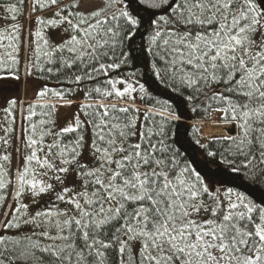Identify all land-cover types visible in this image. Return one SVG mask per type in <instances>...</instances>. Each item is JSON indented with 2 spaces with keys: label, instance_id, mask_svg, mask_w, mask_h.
I'll return each instance as SVG.
<instances>
[{
  "label": "snow or ice",
  "instance_id": "snow-or-ice-1",
  "mask_svg": "<svg viewBox=\"0 0 264 264\" xmlns=\"http://www.w3.org/2000/svg\"><path fill=\"white\" fill-rule=\"evenodd\" d=\"M25 3H0L13 21L0 29V79H20ZM45 11L26 74L83 83L96 102L77 103L63 127L56 104L20 113L15 184L6 147L0 156V208L14 190L0 264H264V0H31L30 16ZM141 67L179 104L137 107L150 98ZM77 90L36 97L63 108ZM0 97L7 146L18 101L3 85ZM180 105L214 112L222 132L181 134Z\"/></svg>",
  "mask_w": 264,
  "mask_h": 264
},
{
  "label": "trees",
  "instance_id": "trees-1",
  "mask_svg": "<svg viewBox=\"0 0 264 264\" xmlns=\"http://www.w3.org/2000/svg\"><path fill=\"white\" fill-rule=\"evenodd\" d=\"M4 0H0V3H3ZM13 2H15V0H13ZM104 3V0H101V4ZM30 7V12H31V0H26L25 3V9L27 11V7ZM25 11V12H26ZM50 12H41V13H36L33 14L34 17L35 15H43L45 16L46 14H49ZM137 43H139V41H137ZM30 58V56L28 57ZM26 65H29V60H27ZM25 65V66H26ZM24 63H23V58L20 59V66H19V77L21 78V74H22V70L24 69ZM121 71H125V69H121ZM141 72H144L145 75L143 77H140V82L141 83H145V87L149 90L150 93V98L144 100V101H140L137 100L136 101V106L141 108L142 110L145 108L150 107L152 104H154L156 101H165L167 100L169 103L173 104V106H176L177 104H179V101L176 98V95L174 93H172L169 90L164 89L162 86H159L156 84V82L151 78L150 74L147 73V69L141 67L140 68ZM33 78H32V77ZM32 79H34L32 81ZM27 81L30 82H34L35 84V88L40 91L42 88H44L45 86H47L48 88H55L57 90L59 89H66L68 87H73V88H77V92L74 95V101L77 102H86V103H95V100H86L83 92L80 91V89H83L84 84L82 83L81 85H68V84H58L55 77L52 78H48V74L47 73H40L36 70H32V74L28 75ZM94 82L93 81H88L87 84L89 86H92ZM5 92L8 91V89H12V84L10 83L7 86H3ZM171 98V99H169ZM37 102H28L26 105L21 106V104H19L18 106V110L17 115H16V123L15 125H13V127L16 130L17 133V138L19 136V129H20V136H22V126L20 128V123L22 120V116H21V112H23L24 115H26L27 113L24 112V109H26L27 105H29L30 103H36V104H45V103H54V102H58L55 98L49 96L47 98L44 99H40L37 98ZM107 102V101H105ZM116 102V101H113ZM122 103V102H121ZM190 105L188 106V108H185L183 105H180L177 108V112L182 116V120L179 122L180 127H179V131L181 132V134H183L186 130L190 131V129L187 128L188 125H198L197 122L198 121H207V120H211L213 113H210L208 115L204 114L202 111H198V112H192L190 110ZM37 113H39L41 111V109L37 108L36 109ZM41 117L39 116V114L37 116H35L33 119L38 121ZM1 122V119H0ZM27 122H24V126H26ZM4 134H2V131H0V136H3ZM18 140V139H17ZM14 141V143L12 144L14 147L11 150L7 149V152L11 154V168H10V172H9V176L13 182V184H15V172H16V165L18 163V142ZM4 150L5 147L3 145H0V156H2L4 154ZM7 195H8V200L4 202V207L0 208V219H3V214L4 212L10 208V206L14 205V201L12 200V195H14V190L13 188L10 186L8 191H7ZM43 203V201L41 202Z\"/></svg>",
  "mask_w": 264,
  "mask_h": 264
},
{
  "label": "rangeland",
  "instance_id": "rangeland-1",
  "mask_svg": "<svg viewBox=\"0 0 264 264\" xmlns=\"http://www.w3.org/2000/svg\"><path fill=\"white\" fill-rule=\"evenodd\" d=\"M101 3V0H100ZM30 7L28 5L27 7V11L24 13V15H21L18 17V20L16 21V23L21 24L22 27V31L20 34V38H21V45H20V53H19V58H23V63H24V69L22 70V74H21V78L19 80H15V79H0V85H9L10 83L12 84V89H8V91L5 92L4 90V96L10 97V98H15L18 101L17 104V110H18V106L19 104H21V106L26 105L28 102H37L36 99V93L38 92V90L35 88V84L34 82H30L27 81L28 75L26 74L25 71V65L27 60H29V56L31 57V45H32V40L34 39L33 36H31V32H33L35 30L36 25L33 23V21L35 20V17L33 14H31L30 16ZM51 13L46 14L45 17L49 16ZM11 23H13V21L9 20L7 22L3 21L2 19H0V29H3L4 27H6L7 25H10ZM58 29H47L46 30V35L51 37L53 32H58ZM56 39H59V37H55ZM32 77V76H31ZM33 78V77H32ZM34 79H32L33 81ZM77 101H74V103L71 106H66L61 108L59 106V102H54L53 104L57 105V111L55 114V119H56V123H57V127H63L65 126V122L69 119H71L73 113L75 111H77ZM0 106H3V98L0 97ZM14 115H17V112L14 113ZM3 117H4V113L2 111H0V119L1 122H3ZM81 118L83 119V115L81 114ZM217 119V116L215 113H213V116L211 118V120H207V121H198L197 124L198 125H204L205 123H207L209 125V127L204 128V136L205 137H209L214 131L219 134L220 132H222V129H213L211 127V124ZM21 123H20V128H21ZM2 134H4V132H2ZM225 135H227L228 133H223ZM22 136H20V129H19V136L17 138V133L16 130L11 134L10 136V143L6 147L8 150H11L14 146L12 145L14 143V141L18 142V149H20L21 151L23 150L22 148ZM18 163H19V155H18ZM17 163V164H18ZM48 197L47 195H44L43 197H41V202L46 200ZM24 203H30L31 197L29 193H25V196L23 198ZM31 206V205H30Z\"/></svg>",
  "mask_w": 264,
  "mask_h": 264
}]
</instances>
